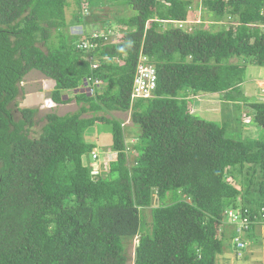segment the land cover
I'll return each mask as SVG.
<instances>
[{"label": "trees", "instance_id": "16d2710c", "mask_svg": "<svg viewBox=\"0 0 264 264\" xmlns=\"http://www.w3.org/2000/svg\"><path fill=\"white\" fill-rule=\"evenodd\" d=\"M82 1L0 0V264H216L237 227L228 206L241 199L248 239L254 216L264 222V100L243 88L247 64L264 68V0H201L216 30L167 22L186 20L190 0ZM71 2L72 21L97 29L84 30L90 48L68 33ZM108 29L116 40L103 43ZM141 51L155 87L134 98ZM32 71L53 81L55 106L77 105L46 113L37 137V109L15 118L11 107ZM214 94L237 113L235 127L191 113ZM113 112H130L138 129L131 163ZM241 117L255 137H242ZM99 124L116 157L94 175L84 134Z\"/></svg>", "mask_w": 264, "mask_h": 264}, {"label": "rangeland", "instance_id": "374dc122", "mask_svg": "<svg viewBox=\"0 0 264 264\" xmlns=\"http://www.w3.org/2000/svg\"><path fill=\"white\" fill-rule=\"evenodd\" d=\"M191 19L194 20V17L196 16L195 19H198V23H202V28L206 29H211V30H216L218 27H220L219 22L209 20L205 12L203 10L201 11V0H191ZM83 7H84V0L82 1ZM75 4L71 2L70 8L66 9V22L68 24V33L69 34H75L78 35L81 32V28L78 27V24L74 23L71 19L73 12L75 11ZM264 12V9H263ZM84 14H86V11H83ZM100 15V17H104V12H99L97 13V16ZM228 20V21H227ZM195 21V20H194ZM74 23V24H73ZM224 26H229L231 25V22H229V19L226 18L223 20ZM220 24V25H218ZM185 26V25H184ZM186 27V26H185ZM85 29H88L91 33L94 32L95 28L89 26H85ZM83 28V29H84ZM183 28V27H182ZM82 29V30H83ZM51 33H54L52 30ZM89 33V32H88ZM116 39L114 38H109L107 42H113ZM42 49H44V46L41 44L40 45ZM235 61V60H234ZM43 76L39 74L37 71H32L31 74L28 76H25L23 82L20 84V87L22 88L21 95L15 100V103H12L11 107L14 112L15 118L20 117V112L18 111L21 108H35L37 109V112L34 114L33 119L35 122V126L32 127V133L33 136L36 135L40 132L41 126L44 124V115L48 112H55L57 115H64L66 113H71L77 109V105L75 104L74 101L65 103V104H60L55 106L54 108L50 110H46L44 107H42L43 100L48 96V92L46 91L50 85L52 87L53 81H47L42 80ZM261 80V82L256 81L257 79ZM245 83L243 84V88L245 93H247L248 98L253 99V98H258V99H263L264 100V68L263 67H258L252 64H247L246 70H245ZM43 82V84H41ZM45 91L43 96H40L38 93V90L41 91L42 89ZM74 93L72 94L71 92L69 94H65L63 97L68 98V97H73ZM209 98V99H207ZM191 110V109H190ZM191 113H196L199 116L203 117L206 120L210 121H216V122H224L225 120L229 119L230 123V128L236 126V122L233 120L234 117L236 118V114L233 112L232 107L230 105H226L222 102L218 101L217 96H208V97H197V99L193 102L192 106V111ZM231 113L229 117H227V114ZM119 118L122 121V125L124 126V135L126 139V144H128L129 150H128V159L129 162L131 163L134 156V151L132 150V143L134 142V137H135V132L138 131V129L132 124L131 119H130V112H113L112 114L107 115ZM226 116V117H224ZM242 116V114H241ZM242 117L240 118V120ZM245 121H241V134L242 137H255L257 134V131L255 130L254 126L248 127L247 124H245L248 119L244 118ZM31 133V135H32ZM235 134V133H234ZM84 138L86 142L92 143L95 145V151L98 154V158L101 162V165L106 166L108 168V161L112 160L115 158L114 154L109 153V146L111 144V134H110V129L108 125L104 124H99V125H94L93 127L89 128L86 130L84 134ZM105 154V156H104ZM107 154V155H106ZM89 158V157H88ZM83 162L86 163L87 161L85 158H83ZM95 165V164H94ZM247 177H249V174H246ZM260 179H258L259 181ZM246 182L244 180V186ZM244 186L241 187L244 188ZM238 188H240L238 186ZM241 199H238L235 203V206L230 207L228 206L227 209H225V213L231 214L230 217L235 216V213L239 212L241 208ZM147 215L148 212H145ZM236 219V218H235ZM233 219V220H235ZM148 220V219H147ZM237 223V221H236ZM238 224V223H237ZM222 228L225 231L226 237L229 235V228L227 225L225 227L223 225L219 226V231L222 230ZM254 237V238H253ZM249 236V239L247 238V235L245 239L247 240L246 246L243 250H241L240 253L232 249L233 247L231 246L232 241L228 240L225 242V248H224V254L221 255L216 264H264V226H259L255 229L254 235ZM137 239L135 238L132 244L128 248V254L133 257V249L134 245L136 244ZM256 241V242H255ZM229 244V247H228ZM127 264H132L131 262Z\"/></svg>", "mask_w": 264, "mask_h": 264}, {"label": "clouds", "instance_id": "9594fccd", "mask_svg": "<svg viewBox=\"0 0 264 264\" xmlns=\"http://www.w3.org/2000/svg\"><path fill=\"white\" fill-rule=\"evenodd\" d=\"M191 1V0H190ZM202 3V2H201ZM200 3V4H201ZM201 11L203 10V12H205L206 14H207V11L204 9V6H202L201 5ZM262 12H263V10H262ZM262 14H264V12L262 13ZM209 15V14H208ZM191 17H192V15H191V5H190V10H189V13H188V17H187V19L186 20H180V21H173V20H171V21H167L168 23H171L174 27H178V28H181V29H190L191 27H201L202 26V23L201 24H199L197 21H198V19H195L196 18V16L194 17V20H190L191 19ZM167 22H163L162 24H163V29H165L166 28V24H167ZM233 24V22H231V25ZM186 27H185V26ZM218 25H220V24H218ZM255 25H257V24H252L251 26H255ZM78 27H80L81 28V32L78 34L80 37H81V39L79 40V44H78V46L79 47H81V48H84V49H87V48H90V44H89V42L87 41V39H85V37H86V35H87V33H85L84 32V30H85V28H84V26L82 25V24H78ZM183 27V28H182ZM259 27L261 28V30H263L264 31V25H261V24H259ZM84 28V29H83ZM202 28V27H201ZM83 29V30H82ZM203 29H206V28H203ZM96 33H97V29H95L94 30V32H92V33H90V35L92 34V36H96ZM113 33H114V31H109V29L108 30H106V31H104V32H102L101 33V35H100V37H102L101 39H102V41H103V43H109V42H107L108 41V39L110 38H113L112 36H113ZM111 43V42H110ZM89 59V58H88ZM143 60V59H146V61L148 62V57L144 54V53H142V51L139 53V55H138V60ZM152 67H153V69H154V66L153 65H151ZM154 71H155V69H154ZM42 80H45V82H47V81H52V80H49V79H45L44 77L42 78ZM245 83V82H244ZM41 84H43V82H41ZM49 87L48 88H46V89H48V90H46V91H49L52 87H50V85H48ZM53 86V85H52ZM42 89V88H41ZM39 91V90H38ZM40 92H42V93H44L45 91L42 89ZM247 94V93H246ZM44 94H42L41 96H43ZM218 94H214V96H217ZM218 97V96H217ZM42 107H44L46 110H50V109H52V108H54L55 107V104L52 102V100H50L49 98H45V100H43V104H42ZM123 126V125H122ZM124 128V127H123ZM134 140H135V137H134ZM125 142H126V139H125ZM109 150V149H108ZM92 152H94L96 155H97V159L96 160H93L92 159V157H91V154H92ZM91 153H90V155H89V160H90V166H91V168H92V166H93V164H95L96 166H97V168H98V170L100 169V165H101V162H100V160H99V158H98V154H97V152L95 151V149L92 151ZM109 153H112V155L114 154V156L116 157V153H114V152H112V151H110L109 150ZM107 155V154H106ZM104 156H105V154H104ZM106 157V156H105ZM115 159V158H114ZM262 210V208H260V210H259V214L261 215L263 212L261 211ZM241 208H240V210H239V212L237 213V219L236 220H234V221H232V218H230V216H229V214L227 213V216L230 218V220L233 222V223H235L236 224V229H235V235H233V237L231 238V241H232V244L233 245H235L236 244V241H234V239L235 238H238L239 239V241L243 244V247H242V249H244L245 248V246H246V243H247V240L245 239V235H246V230L245 229H248V226H247V218L250 216V214H248V215H241ZM245 212H247V211H244L243 212V214L245 213ZM236 214V213H235ZM256 219H255V226H257V227H259V226H264V222H261L260 221V218L257 216V215H255L254 216ZM245 219V221H243ZM236 221H237V223H236ZM256 227V228H257ZM238 228L240 229V231H238ZM250 230V229H249ZM136 244H137V242H136Z\"/></svg>", "mask_w": 264, "mask_h": 264}, {"label": "built area", "instance_id": "2783aa9c", "mask_svg": "<svg viewBox=\"0 0 264 264\" xmlns=\"http://www.w3.org/2000/svg\"><path fill=\"white\" fill-rule=\"evenodd\" d=\"M146 59L143 60H138L137 63V67H136V75L134 77L133 80V88H132V93H131V97H149L151 94V90L154 89L155 87V72L154 69L151 65L147 64ZM95 83H98L97 81H94ZM91 157L93 160L97 159V155L92 152ZM98 173V168L96 165L93 164L92 166V174H97ZM263 213L261 214L262 218H264V208H262L261 210ZM229 216H231L230 212H229ZM232 218V221H234L233 219H237V216L235 214V216L230 217ZM235 219V220H236ZM245 221V219L243 220ZM238 231H240V229L238 228ZM234 241H236V245L240 248L243 247V244L239 241L238 238H235ZM240 251H238V253H240Z\"/></svg>", "mask_w": 264, "mask_h": 264}, {"label": "crops", "instance_id": "0c3cea01", "mask_svg": "<svg viewBox=\"0 0 264 264\" xmlns=\"http://www.w3.org/2000/svg\"><path fill=\"white\" fill-rule=\"evenodd\" d=\"M256 81H258V82H261V80H260V78L259 79H257ZM264 81V80H263ZM244 84V83H243ZM38 93H39V95L41 96L43 93L42 92H40V91H38ZM245 93V92H244Z\"/></svg>", "mask_w": 264, "mask_h": 264}]
</instances>
